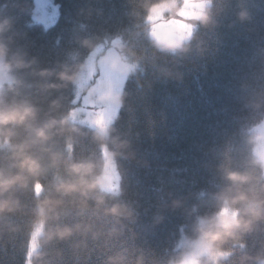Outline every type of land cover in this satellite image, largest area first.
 Listing matches in <instances>:
<instances>
[{
	"label": "trees",
	"instance_id": "16d2710c",
	"mask_svg": "<svg viewBox=\"0 0 264 264\" xmlns=\"http://www.w3.org/2000/svg\"><path fill=\"white\" fill-rule=\"evenodd\" d=\"M57 1L59 18L46 27L33 18L34 0H0V45L15 75L0 88V107L38 110L35 120L11 125L7 139L0 136V173L20 172L16 146L32 140L35 128L51 117L69 120L62 135L29 149L41 159V172L23 173L26 186L17 184L0 195L12 208L0 212V264L26 263L46 197L63 203L43 220L32 264H173L184 250L181 234L196 237L200 220L218 213L220 197L237 187L226 178L228 172L250 175L242 190L264 200L263 166L252 129L264 119V0H211L204 11L208 22L198 20L191 38L174 50L154 44L147 20L151 5L162 0ZM114 34L122 36L135 69L126 78L109 136L101 141L97 129L69 116L75 83L60 81L57 74H77L94 45ZM20 61L26 66H18ZM42 71L50 74L42 76ZM49 83L63 86L45 89ZM53 100L58 101L55 109L50 108ZM104 141L116 152L121 190L100 184L89 197L57 193V184L74 179L69 174L73 163L91 162L90 178L99 179ZM121 143L125 147H116ZM113 206L127 214L112 215ZM58 227L72 234L48 239ZM224 251L216 264H241L245 256L254 258L245 264H264V220Z\"/></svg>",
	"mask_w": 264,
	"mask_h": 264
},
{
	"label": "clouds",
	"instance_id": "9594fccd",
	"mask_svg": "<svg viewBox=\"0 0 264 264\" xmlns=\"http://www.w3.org/2000/svg\"><path fill=\"white\" fill-rule=\"evenodd\" d=\"M171 7H175L172 5ZM152 11V9H150ZM197 19L202 23H207L209 17L207 13L201 12ZM4 30V25L0 24V32ZM182 39H176L170 34L154 33L152 40L154 44L162 50H174L183 47ZM5 52L4 46L0 45V57H3ZM105 62L116 71L124 74H130L135 69V65L130 63L124 51L111 53L104 58ZM18 66H26L22 61L18 62ZM3 67L7 69L8 64ZM50 73L42 71L40 75H49ZM57 79L65 82H76V73L71 75L67 71H62L57 74ZM62 84L49 83L44 85L45 89H57L62 87ZM100 101L111 100L114 103L122 104V98L117 94L102 93L98 96ZM58 107V101L53 100L50 108L55 109ZM38 115V110L31 105H22L15 107H0V136L5 139L11 136V125H27L29 121L35 120ZM69 124L68 117L65 116L59 120L51 117L42 126L35 128L34 138L26 141L17 147L14 153L17 159V167L20 172L12 176H4L0 173V195L9 191L12 187L19 184L26 186V177L23 173L29 176H37L42 170L41 159L31 154L29 149L34 144L44 145L48 141L53 140L54 137L62 135L66 126ZM69 131H76L75 128L67 129ZM96 138L103 141L109 136L107 129L101 128L96 132ZM115 143V139H113ZM116 147L123 148L124 144H117ZM47 151V149H43ZM110 156L116 155V152H110ZM55 159V154L53 155ZM264 166V161L261 162ZM93 164L91 162H79L70 165L69 174L74 177L72 180L63 181L55 186V191L62 196H67L72 193H79L83 197H89L100 188L98 178H90L93 172ZM232 185L237 186L234 190L229 189L231 195H222L220 199L223 201L222 209L227 208L225 212H220L202 218L196 229L197 238L189 245L185 253V258H192L201 262V264H216L223 257L221 255L225 245L229 242H236L243 238V236L251 232L257 221L264 220V200L250 197L245 191L242 190L243 185L247 184L251 177L248 174L239 172H228L226 177ZM97 201L102 203L103 197L97 196ZM63 201L55 197H46L41 202L40 218L41 220L47 219V213H54L55 209L59 207ZM86 204V201L82 202ZM11 202L7 200H0V212L5 210L12 211ZM243 205V207H241ZM108 211L115 216H123L127 214V209L121 206H113ZM72 234L70 228H57L54 232L48 233V239L54 236L64 239ZM36 258L39 259L40 254L36 253ZM207 255V260L204 259ZM254 259L253 257L245 256L241 259V264L246 261Z\"/></svg>",
	"mask_w": 264,
	"mask_h": 264
},
{
	"label": "rangeland",
	"instance_id": "374dc122",
	"mask_svg": "<svg viewBox=\"0 0 264 264\" xmlns=\"http://www.w3.org/2000/svg\"><path fill=\"white\" fill-rule=\"evenodd\" d=\"M211 0H162L151 5L147 20L154 33H166L176 39H182V43L191 38L197 25V16L204 12ZM175 5V7H171ZM60 15V3L57 0H34L33 18L37 22L48 27L54 24ZM122 48V36L114 34L99 41L89 51L81 68L76 74L75 92L73 104L70 108L69 116L72 120L86 124L97 130L104 128L109 131L111 122L116 118L121 104L111 100L100 101L98 96L102 93L119 95L122 98V91L128 74L113 70L104 58L111 53L120 52ZM124 51V50H123ZM128 58L127 53L124 51ZM130 63H133L128 58ZM4 64H8L4 57H0V88L6 82L14 79L15 75L10 66L5 69ZM9 65V64H8ZM255 133L254 152L256 156L264 161V119L253 125ZM113 149L107 141L102 143V154L104 164L99 175V182L108 191L119 192L121 190V177L116 164L115 156L109 153ZM264 172V166H263ZM42 189L38 181L35 190L40 194ZM227 212V208H221ZM44 221L41 218L35 222L32 229L27 259L25 264H32V256L40 247V237L44 232ZM196 237H190L185 232L180 236L179 246L184 247L183 253L173 264H199L198 260L185 258V253L189 245ZM226 251H222L224 256ZM207 256V255H206Z\"/></svg>",
	"mask_w": 264,
	"mask_h": 264
}]
</instances>
